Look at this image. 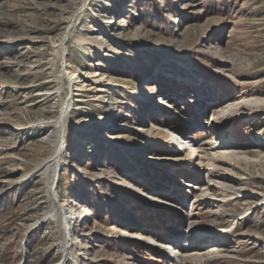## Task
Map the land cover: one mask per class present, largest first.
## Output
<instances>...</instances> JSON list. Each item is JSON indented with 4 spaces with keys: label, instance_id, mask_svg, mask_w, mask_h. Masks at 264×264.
<instances>
[{
    "label": "rangeland",
    "instance_id": "rangeland-1",
    "mask_svg": "<svg viewBox=\"0 0 264 264\" xmlns=\"http://www.w3.org/2000/svg\"><path fill=\"white\" fill-rule=\"evenodd\" d=\"M83 4L0 0V264H264V0Z\"/></svg>",
    "mask_w": 264,
    "mask_h": 264
},
{
    "label": "bare ground",
    "instance_id": "bare-ground-1",
    "mask_svg": "<svg viewBox=\"0 0 264 264\" xmlns=\"http://www.w3.org/2000/svg\"><path fill=\"white\" fill-rule=\"evenodd\" d=\"M89 1L90 0H84V4L83 5L84 6L87 5L89 3ZM61 46H63V43L61 45L58 44L56 46L58 54H60V52H61V48H62ZM63 63L64 62L62 61V65H63ZM63 69H64L63 74L60 77H57V79L60 81L59 83L61 85L62 84L63 85H67V91H68L67 93L69 94L71 92V89H73V84H76L77 83V81H75L76 80V76H74V73L71 74L70 72H68L69 66L67 64H64L63 65ZM94 77L95 76H91L90 78H94ZM86 79H88V78H86ZM95 89L96 88H94V85H91L88 88H86L85 91L86 92H91V91H93ZM78 91H81V90H78ZM62 92H63V89L61 88V89H56V90H54L52 92L40 94V96H42L44 98V100H46V101H51L52 99L59 98L60 95L62 94ZM68 99L69 98H67L64 101V103H63V107H62V117H60L57 120H47V121L44 120V121H41V123H40V126H42V127L55 126L56 128H58V130L56 131L57 132V137H58L57 138L58 139L57 145L54 147V150L51 153V155L47 159H45L44 162L37 168L36 173L33 176V177H42V178L48 180L49 181L50 191H53V190L57 189L56 188V182H57L56 178H57L58 169L60 167L61 155L63 153V144H62V138H61V136H63L62 133L64 132V127L66 125L64 120H65V109L67 108V105H69ZM52 134H49L48 136L43 137L42 138L43 139L42 141H44L45 139L48 140L49 137H50V135H52ZM212 146H214L213 149H216L215 146L217 147V144L215 145L213 143ZM185 149L186 148H184V150ZM216 160H218V159H216ZM219 160L224 161V162H229V161H226V160L222 159L221 157H219ZM235 163H237V161ZM56 216H57V210H56V207L53 206L52 207V210L47 215V219H54ZM62 225H63V227H64V229H65V231L67 233V228H66L67 222H66V218L65 219H62ZM122 227H124V226H122ZM161 227L165 231L168 230L164 226H160L159 229ZM123 229H121L120 237H122V238H120V240H123V239L126 240V239H128V236H130V235L133 234V233L131 234V232L129 233V231L123 230ZM218 230H219L218 232H215L216 234L217 233H223L222 235L223 236L225 235L224 231H222L220 229H218ZM68 236H69V234L68 235L66 234V238H65V241H66V245H65V257H64L65 258V261H68V260H70V259L73 258V254H72V251H71L73 244L71 243V240H70V238ZM203 243L205 245H212L210 247H216V249L214 248L213 250L210 249V251H205V253H202V255L192 256L191 258H189V260H190L189 261V264L190 263H192V264L193 263H197L198 264L199 261H200L199 259H201V256H202V262H200V263H206V264H207V262L208 263L209 262H212V261H214L217 258H220L222 256L220 254L221 251L217 247L218 244H217V241L216 240H211V239L210 240H205ZM147 245H148V247H150L151 250H153L156 254L158 253L159 255H163L167 251V249H168L167 248V245H165V243H163L159 239V237L157 236V234L155 236H151L150 237ZM227 246H228V242H222L221 243V248H226ZM205 247H207V246H205ZM224 252H225V250H224Z\"/></svg>",
    "mask_w": 264,
    "mask_h": 264
},
{
    "label": "trees",
    "instance_id": "trees-1",
    "mask_svg": "<svg viewBox=\"0 0 264 264\" xmlns=\"http://www.w3.org/2000/svg\"><path fill=\"white\" fill-rule=\"evenodd\" d=\"M116 241H117V243H118V242H121V241H120V238H117ZM144 247H145L144 249H145L146 251H148V252H154L153 250L150 249V247H148V245H147V246L145 245ZM154 250H155V249H154ZM155 251H156V250H155ZM157 254H158V253H157Z\"/></svg>",
    "mask_w": 264,
    "mask_h": 264
}]
</instances>
